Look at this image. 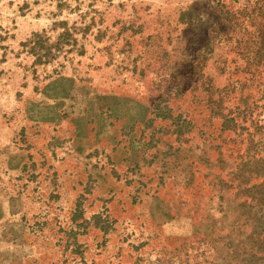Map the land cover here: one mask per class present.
<instances>
[{"label":"rangeland","instance_id":"obj_1","mask_svg":"<svg viewBox=\"0 0 264 264\" xmlns=\"http://www.w3.org/2000/svg\"><path fill=\"white\" fill-rule=\"evenodd\" d=\"M257 156L264 0H0V264H264Z\"/></svg>","mask_w":264,"mask_h":264},{"label":"trees","instance_id":"obj_2","mask_svg":"<svg viewBox=\"0 0 264 264\" xmlns=\"http://www.w3.org/2000/svg\"><path fill=\"white\" fill-rule=\"evenodd\" d=\"M241 95H243V94H241ZM238 107V106H237ZM239 109V108H238ZM244 110H246L247 111V108H245ZM229 112H228V114H230V117L227 119V118H224V116H222V115H218V117L220 116L221 117V119H222V121H221V123L219 124L220 126H214L215 128H212V129H214V133L216 132V131H218V133L219 134H229V135H231V134H234V135H236L237 137L238 136H240V134H241V132H243V131H245L247 128H246V125H245V123H246V120H247V118H249V117H252L253 115H254V112H251L250 110L248 111V112H246V113H242L241 111H238V110H235V109H229L228 110ZM237 114L238 116H235L234 114ZM234 115V116H233ZM228 121H233V123H234V126H233V128H229V126L227 125V122ZM208 125V124H207ZM212 124H209V126H211ZM209 126H206V127H208L209 128ZM211 128V127H210ZM251 134H249V136H250ZM253 135V134H252ZM251 138V137H250ZM253 139V138H252ZM259 142V141H258ZM257 142V143H258ZM240 143L242 144L243 143V141H240ZM258 157V159L260 158L259 156H257ZM261 159V158H260ZM261 163H264V159H261V161H260ZM262 218L264 219V213H263V216H262ZM204 236V235H203ZM255 257H256V255H255V253H253V254H251V257L250 258H252V260H254L255 259ZM258 260H260V259H258ZM249 264H254V261H249Z\"/></svg>","mask_w":264,"mask_h":264}]
</instances>
